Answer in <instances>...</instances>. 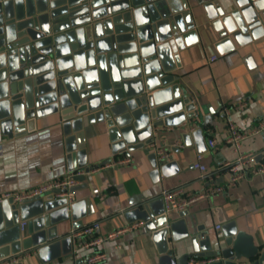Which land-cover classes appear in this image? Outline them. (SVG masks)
<instances>
[{
  "label": "water",
  "instance_id": "95a60500",
  "mask_svg": "<svg viewBox=\"0 0 264 264\" xmlns=\"http://www.w3.org/2000/svg\"><path fill=\"white\" fill-rule=\"evenodd\" d=\"M204 8L220 38L218 47L229 46V35L242 43L264 31V0H210ZM196 35L189 0H0V140L33 130L37 118L58 114L70 170L83 169L78 176L83 183L93 169L86 140L97 126L115 154L148 152L155 178L177 171L174 161H158L163 143L154 128L178 127L199 114L176 72L179 52L195 44ZM191 136L201 152L202 129L182 134L185 142ZM60 191L22 204L0 201V261L31 252L44 262L74 255L72 232L59 236L57 224L71 218L72 231H78L93 209L88 199L55 197ZM122 214L151 232L158 264L208 256H219L211 264H259L242 262L256 257L259 248L234 222L222 228L223 239L218 237L213 249L208 230L195 224L188 210L179 211L177 220L165 213L162 196L136 202ZM184 238L193 251L178 256Z\"/></svg>",
  "mask_w": 264,
  "mask_h": 264
},
{
  "label": "crops",
  "instance_id": "0c3cea01",
  "mask_svg": "<svg viewBox=\"0 0 264 264\" xmlns=\"http://www.w3.org/2000/svg\"><path fill=\"white\" fill-rule=\"evenodd\" d=\"M208 1L189 0L198 41L179 52L181 67L176 69L182 90L193 97L199 114L178 127L154 128L158 142L163 143L160 150L167 152L164 162L174 161L177 171L169 175L160 173L159 178H155L148 152L137 150L130 154L125 151L115 154L105 130L97 126L94 133L89 131L86 158L90 166L99 167L86 175L85 183L80 182L82 185L74 191L75 201L89 200L87 205L93 212L83 219L84 224L98 223V233L104 235L130 224L123 216V210L147 198L160 197L164 189L180 188L183 195L196 196L218 185L222 188L220 191L197 198L183 210H188V217L195 224L208 230L213 249L218 248L217 238L223 239L222 228L234 222L238 230L253 236L254 244L259 248L256 257L242 259V262L259 260V264H264V174L251 173L252 167L263 158L264 129L243 141L242 150L256 154L247 168V176L233 184L232 174L225 167V163L237 157L233 145L226 141L228 122H233L240 130H251L264 118V31L259 37L242 43L229 35V46L218 47L220 38L211 27L204 8ZM261 18L264 30L262 14ZM197 128L202 129L206 144L201 152L195 137L191 136L189 142L182 137L183 133H191ZM211 138L216 140L214 147L209 146ZM65 139L58 114L37 118L36 127L24 134L11 138L3 136L0 140V194L29 190L72 171ZM260 154L262 158H259ZM125 155H131L134 161L104 165ZM198 156L208 168L205 174L193 166ZM211 177L213 181H210ZM179 211L182 210L168 214L177 220ZM72 222L69 218L57 224L59 236L72 232ZM178 247V256L193 251L188 238L179 241ZM96 249L107 254V260L99 264H158L157 246L144 225L95 248L80 250L71 257L44 262L37 252H31L21 259L17 257L16 262L87 264L86 256Z\"/></svg>",
  "mask_w": 264,
  "mask_h": 264
},
{
  "label": "built area",
  "instance_id": "2783aa9c",
  "mask_svg": "<svg viewBox=\"0 0 264 264\" xmlns=\"http://www.w3.org/2000/svg\"><path fill=\"white\" fill-rule=\"evenodd\" d=\"M264 129V118L260 121L259 125L251 130H240L233 122L229 121L227 125V136L226 141L233 145L235 151L237 152V157L231 162L225 163L226 169H228L232 176V183L235 184L243 177L247 176L248 167L253 163L256 154L254 152H245L242 150L243 141L248 138L250 135L257 133ZM215 138L209 140V146H215ZM158 161L164 162L167 157V152L163 149L156 150ZM263 155L262 160L257 162L251 169L253 175L264 174V150L261 152ZM134 161V158L131 155L120 156L113 158L104 163V165H120L128 164ZM193 166L198 168L203 174L208 172V168L205 164L201 162V156H198L193 161ZM99 166H96L93 169H97ZM83 169H76L69 171L59 178L48 180L44 183L37 185L36 187L29 190H14L6 191L0 194V201H3L8 198H12L14 203L22 204L25 200L32 199L36 196H42L45 193L59 189L61 190L58 193H55L56 197H67L69 202L75 201L74 191H71V188L80 184L78 176L83 175ZM211 177L210 181H213ZM222 188L218 185L209 187L206 192H202L198 195H183V189H164L161 192V196L165 203V213H171L173 211L183 210L187 206L196 200L197 198L204 197L209 195L212 192H218ZM143 225L142 221H136L130 223L126 226L119 227L116 230L110 231L107 234H99V224H89L83 227L78 231H72L71 237L73 238V254H77L80 250L95 248L102 245L108 240H114L124 234L126 231L134 228H138ZM26 226L25 221H21V229H24ZM220 228V225L217 226ZM16 258L6 259L0 261V264H12L16 262ZM107 260V254L99 249H96L90 252L85 261L87 264H99ZM219 260L217 256H208V257H192L189 260V264H211Z\"/></svg>",
  "mask_w": 264,
  "mask_h": 264
}]
</instances>
